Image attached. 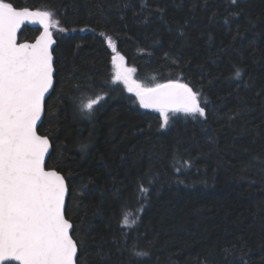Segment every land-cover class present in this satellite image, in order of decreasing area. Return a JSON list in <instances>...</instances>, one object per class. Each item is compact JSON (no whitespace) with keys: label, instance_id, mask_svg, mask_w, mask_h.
Wrapping results in <instances>:
<instances>
[{"label":"trees","instance_id":"obj_1","mask_svg":"<svg viewBox=\"0 0 264 264\" xmlns=\"http://www.w3.org/2000/svg\"><path fill=\"white\" fill-rule=\"evenodd\" d=\"M4 2L51 13L56 83L39 134L67 181L78 264H264V0ZM106 38L133 81L186 84L205 116L168 112L165 125L115 81Z\"/></svg>","mask_w":264,"mask_h":264},{"label":"snow or ice","instance_id":"obj_2","mask_svg":"<svg viewBox=\"0 0 264 264\" xmlns=\"http://www.w3.org/2000/svg\"><path fill=\"white\" fill-rule=\"evenodd\" d=\"M230 4L238 5V0H230ZM229 15H239V11ZM50 16L47 11L18 10L0 0V264H78V241L73 238V224L66 218L68 186L59 172L45 169L52 145L37 130L45 114L46 94L53 86L50 49L55 41L48 31ZM37 18L45 34L34 44H17L21 25L28 19L36 22ZM116 67L115 79L123 80L129 92L135 91L143 107L163 113L165 125L169 109L205 116L198 94L188 85L146 88L131 80L130 73L135 69H125L122 64ZM241 75L236 69L233 78L239 80ZM102 99L100 95L89 101L81 111L92 114ZM240 115L236 112L230 119ZM86 149L87 145H81L82 151ZM140 189L147 192L143 185ZM121 226L131 230L136 221L130 224L125 215ZM132 255L144 259L149 253L136 247Z\"/></svg>","mask_w":264,"mask_h":264},{"label":"water","instance_id":"obj_3","mask_svg":"<svg viewBox=\"0 0 264 264\" xmlns=\"http://www.w3.org/2000/svg\"><path fill=\"white\" fill-rule=\"evenodd\" d=\"M18 10L19 9H24V8H17ZM31 11V10H30ZM32 12H36V11H32ZM48 24H49V28H48V31L51 33L52 35V39L54 40V37H53V34H52V27L48 21ZM25 28H33V29H40L41 30V34L38 36V38L34 41V42H23V43H27V44H34L39 38L40 36L44 35L45 34V30H44V25L41 24L39 22V19L37 18L36 19V22H33L32 19H28L26 20L20 27V29L18 30L17 32V44H21L20 40H19V36L21 34V32L25 29ZM55 41V40H54ZM55 46H56V43L54 42L52 45H51V52H52V57H53V86L52 88L50 89L49 93L46 94V97H45V111H46V103H47V100L49 99V97L52 95L53 91H54V88H55V83H56V79H55V76H56V68H55V62H56V58H55V55H54V49H55ZM168 84H182V83H176V82H172V83H168ZM150 110H153V111H159L157 108H148ZM168 112H178V111H173L171 109H169ZM44 117H45V114L41 117V120L38 122V125H37V130H38V133H39V127L41 126L43 120H44ZM50 140V139H49ZM51 142V141H50ZM52 145V143H51ZM52 149L53 147L51 146L50 150H49V154L46 156L45 158V169L46 170H54V169H49L47 167V162H48V159L52 153ZM57 171V170H55ZM58 172V171H57ZM61 174V173H60ZM62 175V174H61ZM66 181V179H65ZM66 184H67V181H66ZM68 186V185H67ZM68 198H69V189H68V194L66 196V201H65V209H67V203H68ZM67 218V217H66ZM74 228V227H73ZM78 257H79V249H78ZM9 263H13V264H19L18 261H10L8 262Z\"/></svg>","mask_w":264,"mask_h":264},{"label":"rangeland","instance_id":"obj_4","mask_svg":"<svg viewBox=\"0 0 264 264\" xmlns=\"http://www.w3.org/2000/svg\"><path fill=\"white\" fill-rule=\"evenodd\" d=\"M107 40V44L109 45L111 51H112V67H113V73H114V79H115V76H116V72H117V67H116V64H122L123 68L125 69H133L131 67L128 66L127 64V61L125 59V57L118 52L117 48H116V45L115 43L113 42V40L109 39V38H106ZM113 46H115V51L113 50ZM122 56L124 59L123 61H120L119 60V57ZM116 60V63H113V60ZM135 72H132L130 73V76H131V80L133 81V75H134ZM116 82H120V83H124L123 80H116ZM125 84V83H124ZM126 85V84H125ZM126 87L128 88V85H126ZM132 92H135V91H132ZM164 118V117H163Z\"/></svg>","mask_w":264,"mask_h":264}]
</instances>
